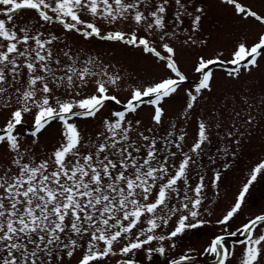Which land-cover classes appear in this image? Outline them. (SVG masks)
<instances>
[{
  "label": "snow or ice",
  "instance_id": "snow-or-ice-1",
  "mask_svg": "<svg viewBox=\"0 0 264 264\" xmlns=\"http://www.w3.org/2000/svg\"><path fill=\"white\" fill-rule=\"evenodd\" d=\"M221 3L232 6L242 19L252 17L264 25V17L237 0ZM0 6L4 17L0 18V112L8 113L0 126V145L7 148L6 162L0 161V264H64L77 250L78 264H108L114 257H119L115 264H137L133 257L141 251L149 261L154 253L164 256L165 241L204 223L197 218L207 185L199 172L196 182H191V166L210 143L209 126L198 120L194 142L184 151L186 133L173 140L172 131L160 136L154 127L142 129L140 120L127 117L146 105L153 109L152 124H162V102L187 81L169 41L178 37L186 17L191 18V31L198 30L203 8L191 0H0ZM20 10H34L42 22L40 28L58 23L65 32H76L85 39L97 37L140 49L162 62L169 75L146 85H127L119 72L109 71L113 66L96 57H82L67 46L53 52L52 45L60 40L56 34L45 36L39 29L16 27L13 14ZM83 15L107 24L127 23L133 30L102 34L97 23ZM183 43L195 41L188 36ZM221 55L207 60L201 56L193 66L198 83L185 92L182 118H187L204 91L212 90L211 65H232L226 71L233 79L242 70L258 67V58L264 56V34L250 46L239 42L227 62L219 59ZM90 85L92 94L82 96ZM121 88L129 91L123 110L102 119L97 134L85 140L75 119L95 118L109 101L121 104L110 94ZM58 91L64 99L57 96ZM29 113L33 115V145L37 134L53 121L62 127V141L43 157L22 144L17 132ZM252 119L249 115L245 123ZM232 135L227 133L229 138ZM262 170L264 162L252 170L234 203L217 220L225 226V234L212 239L203 253L212 257V264H229L236 244L242 246L239 264L264 261V215L228 232L249 186ZM219 179L217 172L212 188ZM173 217L175 227L165 234ZM238 235L246 239L227 243L228 237ZM193 261L186 252L166 264Z\"/></svg>",
  "mask_w": 264,
  "mask_h": 264
},
{
  "label": "rangeland",
  "instance_id": "rangeland-1",
  "mask_svg": "<svg viewBox=\"0 0 264 264\" xmlns=\"http://www.w3.org/2000/svg\"><path fill=\"white\" fill-rule=\"evenodd\" d=\"M237 2L264 17V0H237ZM191 3L204 10L200 14L201 22L198 30L191 31V18L186 17L184 24L180 26L178 37L169 41L170 46L175 49V60L187 77V81L176 94L162 102L161 107L165 115L160 126L152 124L153 109L146 105L142 106L137 113L129 114L127 118L133 121L140 120L142 129L154 127L160 136L172 131L171 139L173 140L186 133L184 151H188L194 142L197 121L202 120L209 126L210 143L196 156V163L191 166L193 169L191 182L193 184L196 182V172H199L205 177L207 185L204 190L205 199L200 208L201 215L197 218L204 223L195 228H187L173 240L165 241L164 256L154 253L149 261L145 258L144 252H138L136 257H133L137 260V264H166L168 260L178 259L186 252L194 257L192 264H212V257L203 253L212 239L225 234L223 231L225 226L218 225L217 220L234 203L244 184L250 179L252 170L264 162V102H262L264 101V56L258 58V67L252 68L250 72L242 70L238 79L227 75L226 69L232 67L230 64L210 66L213 72L212 90L202 93L198 103L186 114L187 118L181 117L186 106L185 92L198 83L199 74L193 71L198 58L203 56L206 60L215 59L218 53H223L219 59L227 62L232 58V52L239 42H245L249 46L256 42L259 35L264 34V25L252 17L242 19L235 13L232 6L221 3V0H191ZM191 10L190 7L189 11ZM0 18H4L2 14ZM82 18L97 23L102 34L110 31L130 33L133 30L127 23L107 24L92 20L87 15H83ZM13 19L18 28L28 27L33 31L39 29L45 33V36L49 33L59 36L60 40L52 45L53 52L67 46L82 57H96L103 64L113 66L109 68V71L119 72L127 85H146L169 75L163 63L155 57L121 42L105 41L97 37L85 39L76 32H65L58 23H51L40 28L42 22L39 21L34 10H20L13 14ZM184 29L188 31L185 32ZM137 34L144 35L139 31ZM188 36H191L195 43L184 44L183 41ZM151 39L156 41V44L159 43L155 37ZM158 50L161 49L158 48ZM92 91L93 88L90 85L82 91L81 95H90ZM56 94L61 99L65 98L61 96L60 91ZM110 94L116 95L122 103L106 102L105 107L95 118L75 119L74 122L85 140L97 134L101 128L102 119L112 118L110 113L123 110V102H126L129 97V91L124 88L118 91L113 90ZM237 112L240 113L239 119L236 118ZM249 115L253 118L252 122L245 123V118ZM7 116V112H0V126H3ZM173 124H175L174 129ZM32 125L33 115L25 114L24 123L17 129L22 136L21 143L31 146L38 157L50 154L63 139L60 122L53 121L39 132L35 137L37 140L35 145L32 144L34 138L30 135L33 131ZM229 131L233 133L231 138L227 136ZM6 156V146L0 145V161L6 162ZM217 172L220 179L216 182V187L212 188V179ZM257 215H264V170L257 173V179L249 186L241 210L230 222L228 232L236 231ZM190 222L196 223V221ZM175 223L176 218L173 217L168 228L163 230L164 233L170 232L175 227ZM242 239L246 237L239 235L228 237L227 243L232 245L234 241ZM172 244H175L174 248L170 247ZM241 254L242 246L236 244L229 264H239ZM79 258L80 250H77L71 259L65 258L64 264H78ZM116 259L119 257L112 258L108 264H115ZM261 264H264V261H261Z\"/></svg>",
  "mask_w": 264,
  "mask_h": 264
},
{
  "label": "bare ground",
  "instance_id": "bare-ground-1",
  "mask_svg": "<svg viewBox=\"0 0 264 264\" xmlns=\"http://www.w3.org/2000/svg\"><path fill=\"white\" fill-rule=\"evenodd\" d=\"M212 66V65H211Z\"/></svg>",
  "mask_w": 264,
  "mask_h": 264
}]
</instances>
